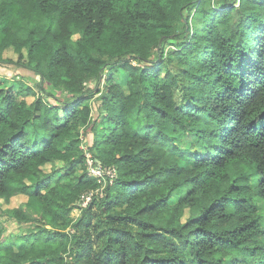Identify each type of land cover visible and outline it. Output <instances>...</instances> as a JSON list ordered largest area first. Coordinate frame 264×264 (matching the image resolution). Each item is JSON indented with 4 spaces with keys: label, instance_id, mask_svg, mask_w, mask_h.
Segmentation results:
<instances>
[{
    "label": "trees",
    "instance_id": "obj_1",
    "mask_svg": "<svg viewBox=\"0 0 264 264\" xmlns=\"http://www.w3.org/2000/svg\"><path fill=\"white\" fill-rule=\"evenodd\" d=\"M0 63V264H264V0H0Z\"/></svg>",
    "mask_w": 264,
    "mask_h": 264
},
{
    "label": "rangeland",
    "instance_id": "obj_2",
    "mask_svg": "<svg viewBox=\"0 0 264 264\" xmlns=\"http://www.w3.org/2000/svg\"><path fill=\"white\" fill-rule=\"evenodd\" d=\"M13 56V52H10L8 54L7 57H12ZM22 74V76L24 77H31L33 79H37L36 76L28 70H22V69H18L13 67L10 64H2L0 63V82L1 81H5L4 84H9L10 82L14 81L13 84L16 88L19 87L20 81H24L25 83L29 84V85H33L34 83L28 79H22L20 77H18V75ZM16 78H15V77ZM16 79V80H15ZM38 81V79H37ZM35 85V84H34ZM91 88H95V86L90 85ZM124 90H126V87L123 86ZM29 102L33 101V98H28ZM100 172H98L99 174ZM17 199L12 200V202L8 205L9 208H13L14 206L18 205V201H16ZM179 200L178 197H174L172 204L177 203ZM80 215L79 212H74L73 217L77 218ZM0 220L2 221V227L4 228V237L5 238H10V237H16L18 235H20L21 233L26 232L31 226L29 225H23V224H19L17 223L15 220L11 219V218H7L5 216H1L0 215Z\"/></svg>",
    "mask_w": 264,
    "mask_h": 264
},
{
    "label": "built area",
    "instance_id": "obj_3",
    "mask_svg": "<svg viewBox=\"0 0 264 264\" xmlns=\"http://www.w3.org/2000/svg\"><path fill=\"white\" fill-rule=\"evenodd\" d=\"M84 150L88 176L94 178L102 187L89 192L83 197V202L81 204L82 208H86L95 196L102 198L104 196L103 189H105L108 184H113L117 178V170L115 167L105 166L102 163L96 162L93 155L87 150V147L84 146ZM98 172L100 173L98 174Z\"/></svg>",
    "mask_w": 264,
    "mask_h": 264
}]
</instances>
